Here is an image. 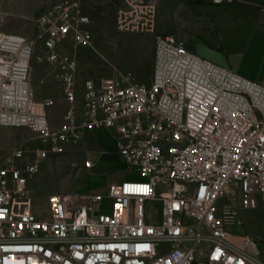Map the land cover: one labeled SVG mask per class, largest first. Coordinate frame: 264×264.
Masks as SVG:
<instances>
[{"label": "built area", "instance_id": "1", "mask_svg": "<svg viewBox=\"0 0 264 264\" xmlns=\"http://www.w3.org/2000/svg\"><path fill=\"white\" fill-rule=\"evenodd\" d=\"M120 1L119 31L155 33L159 0ZM90 23L79 0H62L36 20L34 40L0 32V127L30 132L39 146L12 148L0 167V264H264L254 238L231 229L243 212L264 208V80L201 58L170 34L156 38L149 85L119 71L81 83ZM35 64L52 68L63 95L58 126L57 101L39 98ZM100 131L146 181L54 194L46 215L34 212L28 187L44 164Z\"/></svg>", "mask_w": 264, "mask_h": 264}, {"label": "rangeland", "instance_id": "2", "mask_svg": "<svg viewBox=\"0 0 264 264\" xmlns=\"http://www.w3.org/2000/svg\"><path fill=\"white\" fill-rule=\"evenodd\" d=\"M8 1L10 0L6 2ZM48 1L41 0L44 4ZM79 1L82 11L84 10L92 19V24L87 30L94 38V49H84L78 53L81 83L88 79H110L116 71H119L133 78L138 84L149 85L153 77L156 38L176 33L178 30L188 33L186 46L195 45L196 55L222 66L234 67L230 65V62L236 64V61L241 58L244 52L241 29L242 13L233 9L236 5L233 8L225 9L224 7L232 5L225 3L221 6L211 7L213 3L210 0L195 1L204 2L206 6L193 4V0H165L163 6L164 0H159L155 33L132 34L121 32L117 28V16L122 8L120 0ZM235 1L240 0H234V3H236ZM184 6H192V13L188 9L183 10ZM42 14L19 22L13 19L12 16L7 17L4 14L0 16V30L8 22L6 21L7 18H11L12 21L15 20L13 22L21 26L20 35L34 40L38 30L36 20ZM70 47L71 43L68 42L65 44L64 49L69 50ZM39 53L40 46L38 45L36 54ZM34 69V84L39 93V98L61 101L63 95L59 85L53 78L52 68L35 64ZM64 112L65 105L63 101L59 102L58 106L52 110L56 126L59 125L58 119L63 116ZM33 138L30 132L20 131L15 143L4 152L3 157L12 148L22 145L29 151L36 150L39 146ZM80 151V147L73 148L65 155L51 158L44 165L41 173L30 182L28 194L32 199L34 212L38 215L44 216L47 214L49 199L52 195L72 194L75 191L74 187L77 188L79 182L93 183L100 187L101 191L105 190L104 187L109 182L111 172L82 180L81 174H79L80 168L75 169L73 167L74 164L79 165ZM2 160L0 161V167ZM90 160L95 162L97 157L90 158ZM123 171L127 175V182L142 183L146 181L141 176H135L132 171L127 169ZM111 209L112 203L106 201L103 204L101 213L104 215L110 214ZM239 220L242 225L233 223L231 227L233 233L236 235L250 234L256 241L264 259V208L243 212Z\"/></svg>", "mask_w": 264, "mask_h": 264}, {"label": "crops", "instance_id": "3", "mask_svg": "<svg viewBox=\"0 0 264 264\" xmlns=\"http://www.w3.org/2000/svg\"><path fill=\"white\" fill-rule=\"evenodd\" d=\"M60 1L62 0H49L44 4L41 2V0H36V1L10 0L1 7V11L2 13L6 14L7 17L10 15L12 16L13 19H16V21L19 22V21H24L26 18H33L36 15L42 14L48 6H51ZM195 1L196 0H193L194 2L193 4H201L202 6H206L204 2L201 1L195 2ZM164 2L165 0L163 1V6L165 5ZM231 5L232 6H227L224 8L225 9L233 8V6L236 5L234 6L233 9L241 11L242 13L241 29H242V43H243L242 47L244 52L241 58L236 61V64L230 62V65L234 67L229 68L222 66L218 63L215 64L230 69L248 80L254 82H262L264 80V0H240ZM212 6H217V5L211 4V7ZM191 7L192 6H188V7L184 6L183 10L188 9L190 10V13H192ZM82 12L85 16H88V14L84 10ZM88 17L91 22L89 26H91L92 19L90 18V16ZM6 21L8 22H6L5 26L2 27L0 32L20 35L22 31L21 26L13 22L15 20L12 21L11 18H7ZM173 34L177 35L182 40H184L185 43H187L188 33H183L178 30V32ZM187 49L190 52L196 54L195 52L197 49L195 45L192 44L187 45ZM46 66L47 68L50 67L49 65ZM46 81L49 82L48 80ZM56 101H57V105H56L57 107L58 103L63 100L61 101L56 100ZM20 131H25V130L0 127V161L2 160V158L4 160L5 158V156L3 157L4 152H6L15 143L18 133ZM80 149L81 151L79 154L80 157L79 174H81V179L84 180V178L87 177H91V176L96 177L99 176L100 174L111 172L109 174L110 179L109 182L106 183V186L104 187L105 188L104 191H101L100 187L96 186L93 183L87 184V183L79 182L77 188L74 187L75 191L72 194H89V193L105 194L109 185L113 183H120L121 181L126 179L127 175L123 173L124 172L123 170L126 169V166L116 156L115 141L113 136L110 135L108 132L106 131L87 132ZM96 157L97 160L94 162L96 166L93 172L90 173L89 170L83 167V164L85 160H90V158H96Z\"/></svg>", "mask_w": 264, "mask_h": 264}]
</instances>
